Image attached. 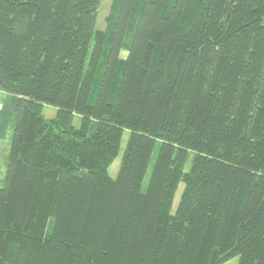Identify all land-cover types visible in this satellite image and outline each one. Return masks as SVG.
I'll list each match as a JSON object with an SVG mask.
<instances>
[{"label": "trees", "instance_id": "1", "mask_svg": "<svg viewBox=\"0 0 264 264\" xmlns=\"http://www.w3.org/2000/svg\"><path fill=\"white\" fill-rule=\"evenodd\" d=\"M101 2L0 0V264H264V0Z\"/></svg>", "mask_w": 264, "mask_h": 264}, {"label": "rangeland", "instance_id": "2", "mask_svg": "<svg viewBox=\"0 0 264 264\" xmlns=\"http://www.w3.org/2000/svg\"><path fill=\"white\" fill-rule=\"evenodd\" d=\"M111 3H112V0H102L101 5H100L99 10H98V15H97V22H96V27H95L96 31L106 30V26H107L106 18L109 14ZM93 46H94V42L92 43V47H91L90 52H92ZM121 57L125 58L126 53L123 52L121 54ZM57 113H58L57 108L50 106V105L44 106L43 114L47 120H51V119L56 118ZM80 124H81V118L78 115H75L74 120H73V126L75 128H79ZM129 136H130V133L125 132V134L123 136L122 144H121L120 154L117 157V159L113 162L111 167L109 168V175L112 179H116L118 176V173H119V170L121 167V163H122V157H123V154L125 152ZM12 137H13V129L11 128L8 132L7 138L4 141L0 142V187L3 185V180L6 177V173H7V164H8V160H9ZM158 152H159V146H157V148L153 152L151 163H150V166H149V169H148V172H147L144 184H143L144 190H146L148 185H149L150 178H151V175H152V172L154 169V165L156 163V159L158 156ZM188 166H187V168H188ZM183 188H184V185L181 184L179 187V190L177 192L176 198H175L173 210L176 209V207L179 203ZM238 263H239V257H235V258L229 260L228 262H226L225 264H238Z\"/></svg>", "mask_w": 264, "mask_h": 264}]
</instances>
